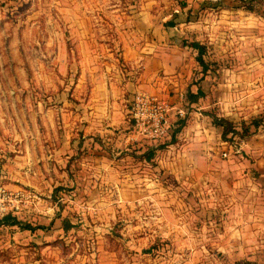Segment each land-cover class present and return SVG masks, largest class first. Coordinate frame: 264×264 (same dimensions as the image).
Returning <instances> with one entry per match:
<instances>
[{
	"label": "rangeland",
	"instance_id": "374dc122",
	"mask_svg": "<svg viewBox=\"0 0 264 264\" xmlns=\"http://www.w3.org/2000/svg\"><path fill=\"white\" fill-rule=\"evenodd\" d=\"M244 2L0 0V219L20 222L0 264H264V124L224 140L212 119L264 116V0ZM138 93L174 136L135 126Z\"/></svg>",
	"mask_w": 264,
	"mask_h": 264
},
{
	"label": "trees",
	"instance_id": "16d2710c",
	"mask_svg": "<svg viewBox=\"0 0 264 264\" xmlns=\"http://www.w3.org/2000/svg\"><path fill=\"white\" fill-rule=\"evenodd\" d=\"M260 0H245V2L241 5H237V7H244L245 9L253 10L255 5L258 4ZM222 1L218 2V5H222ZM182 8L187 7L186 2H183L181 4ZM168 26H173V21L167 22ZM185 45L190 46L194 50L197 51L196 60L199 62V64L202 66V72L207 73L210 69L209 63L205 60V54L207 52V47L203 43L199 41H192L190 43L184 42ZM205 95L204 90L201 87H198L197 91L194 92L193 90L188 91V99L191 103L198 102L200 97H203ZM213 119V125L217 127H222V138L226 140L227 136L229 134L232 135H238L241 138H246L247 136L251 135L254 131L251 130L252 127H255L256 129L259 128L261 125L264 124V116L259 118H254L250 122L243 121L240 126L236 125L234 122L230 121L229 119L225 117H219L217 115H212ZM148 158H152L155 154V150L151 149L146 152ZM65 223V229L68 230L71 228V225L69 224L68 220H63ZM0 224L4 225H17L20 224V222L17 220L15 216L12 215H6L3 218L0 219ZM23 229L27 230H35L36 227L32 226L29 223H25L22 225ZM37 228L44 229L45 226H38Z\"/></svg>",
	"mask_w": 264,
	"mask_h": 264
},
{
	"label": "built area",
	"instance_id": "2783aa9c",
	"mask_svg": "<svg viewBox=\"0 0 264 264\" xmlns=\"http://www.w3.org/2000/svg\"><path fill=\"white\" fill-rule=\"evenodd\" d=\"M131 114L135 126L154 140H160L174 132L170 129L168 106L156 97L138 93L132 102ZM8 195V194H7ZM0 196L6 197V189L0 184ZM4 210L0 207V213ZM4 217V216H3Z\"/></svg>",
	"mask_w": 264,
	"mask_h": 264
},
{
	"label": "crops",
	"instance_id": "0c3cea01",
	"mask_svg": "<svg viewBox=\"0 0 264 264\" xmlns=\"http://www.w3.org/2000/svg\"><path fill=\"white\" fill-rule=\"evenodd\" d=\"M171 60H172V58H171ZM148 61H149V65H150L154 61H157V59H155V58L153 59L152 58V60L148 59ZM168 68H169V71H168L169 73H174L172 76H170L171 77L170 79H172L171 80L172 81V84L171 85L168 84L170 86L169 88H171L173 91H177L179 89V87H177V85L180 84V87H181L182 86L181 84H182V82L184 80H181L180 79L181 74H178L177 68L173 67L172 64H171V66L168 65ZM146 72H147V70H146ZM146 72L144 73L143 76H141L140 80L138 79L139 81L138 80L136 81V82H138V83H135L136 89L140 87V88L149 90L151 93L157 92V93H161V95H165L164 94V88L163 87L156 86V84H157L156 81L153 82V80H152L153 79V76L150 77L149 74L146 75ZM188 91H189V89H188ZM246 145H248L247 142H246ZM261 176H264V174L261 175ZM262 190L264 191V188H262Z\"/></svg>",
	"mask_w": 264,
	"mask_h": 264
}]
</instances>
